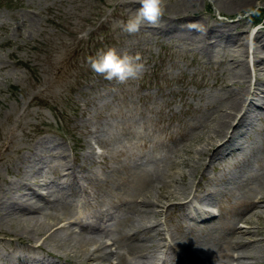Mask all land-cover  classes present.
I'll return each mask as SVG.
<instances>
[{
	"label": "rangeland",
	"instance_id": "374dc122",
	"mask_svg": "<svg viewBox=\"0 0 264 264\" xmlns=\"http://www.w3.org/2000/svg\"><path fill=\"white\" fill-rule=\"evenodd\" d=\"M184 1L165 0L163 14L168 16L173 6ZM251 2L248 6L227 9L213 0H196L192 18L183 23L196 22L200 26L229 23L234 25V32H242L250 40L257 29L264 33V19L253 25L249 16L250 10H264L263 0ZM138 8L136 0H0V193L9 180L32 183L44 176L61 183L68 179V167L79 185L87 183L90 192L79 194L71 205L60 202L56 209L45 207L44 211L66 210L71 218L88 219L104 210L106 204L112 205L116 200L120 204V199L138 197L143 192L142 180L137 184L133 181L124 191L95 192L87 180L107 173L109 165L142 151L139 156L146 153V159H158L167 153L177 154L179 162L193 160L194 148L204 145L197 141L198 137L206 136L209 127L203 122L189 129L192 111L202 107L203 93L223 76L231 80L229 54L216 49L207 58L191 39L155 33L149 25L134 35L123 33L118 21L127 20ZM241 20L246 28L236 26ZM107 47H115L122 53H140L145 65L140 78L119 84L91 71L87 57ZM247 49L245 58L250 65L251 47ZM260 72L264 78V70ZM261 106L256 124L264 131V104ZM181 132H186V136H179ZM203 157L202 154L200 160ZM39 161L42 163L37 165ZM148 164H154H146L145 168L150 170ZM234 165L232 160H222V164L206 167L205 173L208 177H219ZM252 167L259 175L256 165ZM177 169L191 173L182 163ZM199 174L197 170L192 185ZM214 187L217 188L216 184ZM76 191L79 193V186ZM189 192L194 202L195 197L203 195L195 185ZM218 200L228 207L240 203L225 195ZM127 205L124 210L111 208L115 219L101 231L104 239L115 236L130 223L133 206ZM199 206L208 211L218 209L214 203ZM161 220L159 228L163 234L154 236L144 256L128 258V264H176L172 255L178 262L181 258L179 264H188L176 236L180 229L186 233L190 227L196 230L198 222L176 205L170 206ZM19 221L0 219V264H29L32 260L40 263L49 257L57 264H96L74 249L76 238L80 237L76 224L70 225L72 234L62 227L55 235L49 231L48 239L43 240L41 234L28 231L32 230V223L26 226ZM238 224L245 226L241 221ZM37 244L41 248H35ZM88 247L92 249L94 244ZM262 255L260 264H264V252ZM227 261L229 256L216 258L213 264Z\"/></svg>",
	"mask_w": 264,
	"mask_h": 264
},
{
	"label": "bare ground",
	"instance_id": "6f19581e",
	"mask_svg": "<svg viewBox=\"0 0 264 264\" xmlns=\"http://www.w3.org/2000/svg\"><path fill=\"white\" fill-rule=\"evenodd\" d=\"M195 1L186 0L173 6L172 12L168 16L163 14L158 26L153 27L155 33L191 39L207 58L216 49L229 54L232 68L228 73L231 80L223 76L211 90L203 93L202 107L197 106L192 111L189 129H195L203 122H207L209 127L206 136L202 139L198 137L197 141L204 145L194 148L196 155L191 156L193 160L183 159L179 162L177 154L172 156L167 153H162L158 159H146V153L139 156L142 151L109 165L108 172L100 173L101 177L94 175L92 183L98 191H124L133 181L135 184L143 181L140 196H131L125 204L117 205L121 210L128 207L127 204L133 206V218L126 229H119L113 237L104 239V232H101L108 227L109 221L115 219L109 207L104 212L88 216V219L71 218L66 210L61 213L44 211L45 207L56 209L60 202L71 205L78 197V181L68 167V179L62 181L61 185L57 181L46 180L44 176H41L42 181L32 183L22 179L6 183L5 190L0 193V219L20 220L26 226L30 222L32 230L28 231L41 234L43 240L48 239L49 231L55 235L62 227L72 234L74 232L70 225L76 224L81 237L76 238L74 243L77 253L86 254L87 259L96 264H128V258L144 256L151 248L154 236L163 234L160 230L161 216L167 214L170 206L176 205L183 214L209 217V220L196 224V230L190 227L186 233L180 229L176 236L177 245L186 254L188 264H213L215 257L227 256L232 258L229 264L261 263L264 252V131L256 124V119L260 114L258 108L264 104V78L260 72L264 70V38L260 37H264V33L257 29L249 40L242 32H234V25L229 23L204 26L196 22L184 24L195 12ZM213 1L227 9L252 3L251 0ZM236 26L246 28L244 20ZM247 46L251 47L250 65L245 58ZM186 134L181 132L179 136L185 137ZM190 152L185 151L186 154ZM202 154L204 157L200 160ZM222 160L234 161V168L221 172L219 177H208L206 167L222 164ZM148 162L154 164H148L150 170L145 168ZM180 163L193 173L186 174L177 169ZM253 164L259 170V175L254 172ZM197 170L199 179L192 185ZM190 174L191 182L188 180ZM202 179L206 183H202ZM252 183L257 184L251 186ZM194 185L203 194L199 199L195 197L196 203L189 192ZM13 187L16 190L13 191ZM220 195L236 198L240 203L234 207L222 206L218 200ZM180 200L184 202H175ZM212 202L217 203L220 210L216 217L199 206ZM61 221L64 223L56 228ZM239 221L245 226L239 225ZM52 227L56 229L52 230ZM91 244H94L92 249L88 247ZM35 248H41V244ZM172 256L176 264L182 263L181 258L178 262L176 256ZM30 264H35L34 260Z\"/></svg>",
	"mask_w": 264,
	"mask_h": 264
},
{
	"label": "clouds",
	"instance_id": "9594fccd",
	"mask_svg": "<svg viewBox=\"0 0 264 264\" xmlns=\"http://www.w3.org/2000/svg\"><path fill=\"white\" fill-rule=\"evenodd\" d=\"M136 2L139 8L134 15L127 20L118 21V26L127 35L140 32L145 25L158 26L165 10V0H136ZM250 14H258V10H250ZM87 64L96 75L119 84L139 79L145 69L140 53H122L115 47L97 50L94 55L87 57Z\"/></svg>",
	"mask_w": 264,
	"mask_h": 264
},
{
	"label": "trees",
	"instance_id": "16d2710c",
	"mask_svg": "<svg viewBox=\"0 0 264 264\" xmlns=\"http://www.w3.org/2000/svg\"><path fill=\"white\" fill-rule=\"evenodd\" d=\"M264 16V11H258V14H252V18L254 21H259Z\"/></svg>",
	"mask_w": 264,
	"mask_h": 264
}]
</instances>
